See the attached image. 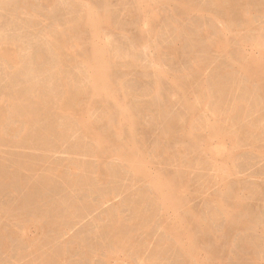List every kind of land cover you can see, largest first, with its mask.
<instances>
[{
  "label": "rangeland",
  "instance_id": "1",
  "mask_svg": "<svg viewBox=\"0 0 264 264\" xmlns=\"http://www.w3.org/2000/svg\"><path fill=\"white\" fill-rule=\"evenodd\" d=\"M133 1L8 0L6 3L4 0L0 2V4L3 3V6L0 5V49L4 48L15 52L19 60L12 64L8 63L9 61L6 59L0 58V106L3 104L2 107H4L3 112L0 109V117L3 116V122L0 125V130L3 126L1 130L3 133L0 131V139H2L0 140V264H59V262L60 264H203V262L204 264H264V89L259 87L260 85L252 80L244 69V65L247 66L246 61L250 63L264 60V55L261 56L264 53V37H262L264 35V0H217L218 3L221 2V4L219 3L221 6L215 2L216 0H185L191 9L189 13L184 11V7L181 6V1L185 3L184 0H172V2L163 0L164 3L162 0H156L157 2L155 0L146 2L145 0L146 4L149 2L152 3V6L150 7L148 3L147 7L149 6V8L146 6L145 8L143 2L142 7L139 5L140 11L136 4L138 0H135V3ZM256 2L259 3L256 4ZM7 6L11 7L10 10ZM193 8L199 11H195ZM80 11L82 12L80 13ZM87 11L114 12L108 13L111 16L109 26L102 25L101 37L98 41L101 45H106L109 52L111 51L110 56L113 57L111 58L112 79L119 86V88L117 86V92L120 94L121 100L127 97V100H124L125 103L129 105H127L128 108L132 106L133 109L129 108L133 110L132 113L135 111L133 116L139 124L135 125V132L138 135V142L141 141L142 144L139 143L148 166L146 169L148 178L142 177L141 179L133 167L118 156L114 145L117 139L110 130V126L116 122V116H110V114H114L111 112L114 110L111 100H107V102L110 103L109 106L113 107H109L105 102L102 105L101 101V104L97 102L100 105L95 103V107L92 106V110L90 109L89 112L91 119L88 117L89 121L92 120V123L95 124L96 131L105 135L107 144H110V147L107 145L104 150L100 149L103 152L99 150L97 142L85 134L77 113L67 117L60 111L62 107L60 104L64 102L69 103L70 106L74 105L73 108L77 111L80 104H86L90 99L89 87L92 82L90 76L92 72L88 66V60L79 56L86 50L85 48L90 47L92 42V38L90 35L88 36L89 33L82 26V18ZM152 17L153 19L156 17L154 21ZM80 27L82 29L79 30ZM81 31L86 33L84 32L82 35ZM70 32L71 34L68 35ZM85 34L86 36H84ZM57 39L65 40L68 42V46L72 44L73 47L75 46L73 43L77 40L80 46L83 45L84 51L79 45L73 49L71 46H67L66 54L60 56L55 50ZM4 41L6 42L4 43ZM81 41L83 42L80 44ZM220 45L224 48L221 51L217 49ZM227 50L228 53H224ZM260 58L262 59L260 60ZM244 61L245 64H242ZM9 64L13 66H9ZM241 65L243 68L240 67ZM3 67L4 69H2ZM49 67L51 68L49 69ZM158 72L166 75L165 80L162 81L158 78L156 75ZM187 78L192 79L193 85ZM180 79L183 80L181 83ZM85 82L87 83L85 84ZM158 82L163 88H158ZM177 82L183 86L182 90L176 89ZM165 86L167 87L164 88ZM174 86L176 90H174ZM77 87L79 88L76 89ZM77 90H81V92L78 93ZM158 90L163 92L159 93ZM66 92H68L67 95ZM162 93L166 96L164 97ZM219 93L222 94V97ZM86 94L89 96L87 97ZM80 96L81 98L78 99ZM119 96L117 94V97ZM36 99L38 103L42 102L40 100H44L38 104ZM219 100V103L222 104H219L221 107L218 108L216 106ZM186 103L188 104L186 105ZM215 104L217 105L215 106ZM169 105L170 109L173 107L171 110L166 109L169 108ZM188 105L190 111H187L189 107L185 109ZM136 106L137 109H135ZM22 107L24 108L22 109ZM231 107L234 109L233 113H230ZM37 108H40V111ZM146 108L150 111L148 112ZM222 108H225L224 111ZM30 110H34V112H29ZM102 110L104 111L102 112ZM179 111L181 115H179ZM183 111L187 113L184 114ZM236 112H240V114ZM20 113L22 114L20 115ZM29 113L32 115L26 116ZM234 113L235 115H233ZM183 115L184 117H182ZM101 118L104 123L100 121ZM107 118L110 122L107 121ZM97 121H100L99 124ZM70 123L71 125H69ZM217 124L221 127L220 135H225L224 137L217 138L210 133L214 127H217ZM97 125L98 127H96ZM61 127H64L65 130H62ZM16 130H18L17 133ZM125 132L120 139L123 142L127 138V131ZM226 132L227 134H223ZM168 134L171 139L169 136L166 138ZM192 135L193 137L197 135L200 138L192 139L190 138ZM3 138L7 139L3 140ZM110 139L112 140L109 141ZM204 143H207V146ZM105 150L109 152L106 153ZM216 150L223 154L217 153ZM198 151L204 152L198 154ZM194 156L195 158H193ZM224 164L225 166H223ZM161 170L163 171L160 172ZM158 172L172 178L177 184H181L182 194L185 195L181 194L182 189L179 194L185 200L187 199L191 210L198 213L195 215L209 231L207 238L206 234L203 236L202 232H198L200 229L198 230L193 224H191L193 227L187 225L188 228L184 225L183 228L177 229L182 231L191 228L195 237H198L197 245L200 251L198 250L199 257H197L198 261L201 260L200 262L192 259L196 262L194 263L190 259L191 257L187 258L186 255V257L183 255L179 248L180 242L173 237L165 225L173 223L177 214L172 207L162 209L154 196L155 177ZM44 173L49 175L48 178ZM172 173H176L177 178L171 175ZM214 191L215 193H213ZM218 192L220 193L218 194ZM154 200L155 203H153ZM65 203L66 208H63ZM236 213L237 215H235ZM219 214L220 216H218ZM241 214L244 216L242 219ZM57 215L61 217L59 218ZM230 215L233 220L230 219ZM147 219H149L148 223L145 222ZM231 221H235L233 225ZM242 224L243 226H240ZM194 227L196 228L194 229ZM120 232L122 234H118ZM166 232L169 233L165 234ZM180 241L185 243L187 240L185 238ZM133 246L135 250H133ZM209 255H212L211 259Z\"/></svg>",
  "mask_w": 264,
  "mask_h": 264
},
{
  "label": "bare ground",
  "instance_id": "2",
  "mask_svg": "<svg viewBox=\"0 0 264 264\" xmlns=\"http://www.w3.org/2000/svg\"><path fill=\"white\" fill-rule=\"evenodd\" d=\"M1 1H4V0H0V2ZM7 1L8 0H6V3H7ZM45 1H47L48 2V0H45ZM145 0H138V2L136 3L137 5H138V7H139V5H141V4H143V2H144ZM154 1V0H153ZM163 1V0H162ZM165 1V0H164ZM164 1H163V3H164ZM169 1H171L172 2V0H169ZM181 1V0H180ZM191 1H193V0H191ZM237 1V0H236ZM18 2V1H17ZM43 2V1H42ZM47 2H45V3H47ZM54 2V1H53ZM134 3H135V0L133 1ZM146 2H147V0H146ZM150 2H152V0L150 1ZM155 2H157L156 0H155ZM165 2H168L167 0L165 1ZM184 2L185 3H182V1H181V6L182 7H184V11H186V12H188L189 13V10H191L190 9V7L189 6H187V4H186V1L184 0ZM215 2H217V0L215 1ZM223 2V1H222ZM248 2V1H247ZM263 2V1H262ZM261 2V3H262ZM5 3V4H6ZM26 3H27V1H26ZM133 3V4H134ZM149 3V2H148ZM148 3L146 4L145 2H144V7L146 6L147 7V5H148ZM160 3V2H159ZM176 3H177V1H176ZM188 3V2H187ZM218 3V2H217ZM216 3V4H217ZM220 4H221V2H219ZM218 3V5H220ZM237 3V2H236ZM259 3V2H258ZM257 2H256V4H258ZM3 4V3H2ZM2 4H0V5H2ZM10 4V3H9ZM9 4H8V6H9ZM43 4V3H42ZM132 4V5H133ZM152 3H149V6L151 7L152 5H151ZM157 4V3H156ZM162 4V3H161ZM169 4V3H168ZM168 4H166V5H168ZM197 4V3H196ZM212 4V3H211ZM226 4V3H225ZM225 4H223V6H225ZM231 4V3H230ZM241 4V3H240ZM244 4V3H243ZM252 4V3H251ZM28 5V4H27ZM47 6H48V4H46ZM80 5V4H79ZM103 5V4H102ZM101 5V6H102ZM163 5H165V4H163ZM174 5V4H173ZM202 5V4H201ZM235 5H237V4H235ZM3 6V5H2ZM7 6V7H8ZM21 6V5H20ZM34 6V5H33ZM82 6V5H81ZM105 6V5H104ZM106 6H108V5H106ZM136 6V5H135ZM149 6L147 7V8H149ZM190 6H191V4H190ZM212 6V5H211ZM221 6V5H220ZM229 6V5H228ZM239 6V5H238ZM247 6V5H246ZM85 7V6H84ZM83 7V8H84ZM134 7V6H133ZM132 7V10H134V8ZM141 7H142V5H141ZM141 7H139V11H140V8ZM145 7V8H146ZM177 7V6H176ZM179 7V6H178ZM192 7H194V6H192ZM11 8V7H10ZM10 8L8 7V9L10 10ZM76 8V7H75ZM81 8V7H80ZM107 8H109V7H107ZM135 8H137V7H135ZM180 8V7H179ZM195 8V7H194ZM193 8V9H194ZM225 8V7H224ZM228 8V7H227ZM235 8H236V6H235ZM261 8V7H260ZM7 9V8H6ZM32 9V8H31ZM110 9V8H109ZM200 9V8H199ZM211 9V8H210ZM247 9V8H246ZM262 9V8H261ZM3 10V9H2ZM131 10V11H132ZM180 10V9H179ZM195 10V9H194ZM214 10H215V8H214ZM4 11V10H3ZM7 11V10H6ZM34 11V10H33ZM102 11V10H101ZM105 11H106V9H105ZM146 11V10H145ZM181 11H183V10H181ZM193 11V10H192ZM195 11H199V10H195ZM255 11H257V10H255ZM82 11H80V13H81ZM85 12V11H84ZM110 12H112V11H110ZM110 12H108V13H110ZM79 13V14H80ZM107 12H102V13H98V12H94V11H87L86 13H85V16L82 18V26H83V28L85 29V31L87 30V32L89 33L88 34V36L90 35V37L92 38V42H91V44H90V47L88 46V48H85L86 50L84 51L83 50V48H82V46H80L79 45V43H77V40L73 43L76 47L79 45V47H81L82 48V50L84 51V52H78V53H80L81 55H79V56H81V57H84V58H86V60H88V66H89V68H90V70H91V72H92V75H90L91 77H92V82H90L91 84H90V89H89V94H90V99H89V102L88 103H86V104H80L79 106H78V108L79 109H77V111H76V109H74L73 108V106L71 105H69V103L67 104V102H64V103H62V104H60L62 107H61V113H63V115L64 114H66V116L68 117V115L70 116V115H73V114H78L79 116H80V123L82 122V124H83V127L81 126V124H80V126H81V128H83L84 129V132H85V134L87 135V136H90L93 140H95L96 142H97V145H99V150L100 149H102L103 148V150L105 149V147L107 146V147H110L109 145L110 144H107V138H105V135L103 136L102 134H100L98 131H96V128H95V124H93L92 123V120H90L89 121V118H90V116H89V112H90V109H91V107L92 106H94V104L95 103H97V102H102V105H103V103L105 102L106 104H108V106H109V104L110 103H108L107 102V100H111L110 102L112 103V104H114V110H112L111 112H114V114L112 113V114H110V116H112V115H115L116 116V122L115 123H113V125L112 126H110V130H112V132H113V135L116 137V139H117V141L115 142V148L117 149V152H118V156L120 157V158H123L124 159V161L126 160V162H128L129 163V165L131 166V167H133V169L135 170V172H137L138 173V175L141 177V179H142V177H145V178H148L149 176H148V174H146V169H147V163H146V161H145V159H144V155H143V152H142V150H141V147H140V145H142L140 142H138V138H137V132H135L136 131V124H138L137 123V120H136V118H135V116H133L134 114H135V111H134V113H132L131 111H133V110H130L129 108H132V106L131 107H129L128 108V104H126L125 103V101L124 100H127V97H124V100H121V98H120V94L117 92V89L119 88V86L118 85H116V83H115V80L113 81V79H112V73H111V70H112V65H111V58H113V57H111L110 56V52L108 51V48L106 47V45H101L100 43H99V41L98 40H100V37H101V30H102V25L103 26H109V22H110V19H111V16H109V14H108ZM112 13H114V12H112ZM118 13V12H117ZM138 13V12H137ZM143 13V12H142ZM184 13V12H183ZM182 13V14H183ZM187 13V14H188ZM225 13V12H224ZM231 13V12H230ZM38 14V13H37ZM111 14V13H110ZM141 14V13H140ZM185 14V13H184ZM184 14H183V16H184ZM186 14V15H187ZM219 14V13H218ZM220 14H222V13H220ZM228 14H229V12H228ZM232 14V13H231ZM235 14V13H234ZM247 14V13H246ZM152 15H154V14H152ZM83 16V15H82ZM226 16H228L227 14H226ZM67 17V16H66ZM76 17V16H75ZM115 17V16H114ZM154 17V16H153ZM153 17H152V19H153ZM176 17V16H175ZM222 17V16H221ZM230 17V16H229ZM228 17V18H229ZM156 18V17H155ZM154 18V19H155ZM225 18V17H224ZM227 18V20H229ZM77 19V18H76ZM154 19H153V21H154ZM238 19V18H237ZM79 20V19H78ZM77 21V20H76ZM176 21V20H175ZM235 21V20H234ZM67 22V21H66ZM78 22V21H77ZM177 22V21H176ZM232 22H233V20H232ZM236 23V22H235ZM111 24V23H110ZM176 24V23H175ZM180 24V23H179ZM80 26V25H79ZM112 26V25H111ZM11 27H13V26H11ZM71 27V26H70ZM69 27V28H70ZM56 28H57V26H56ZM71 28H73V27H71ZM77 28V27H76ZM123 28V27H122ZM12 29V28H11ZM35 29V28H34ZM74 29V28H73ZM80 29H82L81 27L79 28V30ZM178 29V28H177ZM191 29V28H190ZM69 30V29H68ZM72 30V29H71ZM123 30V29H122ZM182 30V29H181ZM54 31V30H53ZM56 31V30H55ZM63 31V30H62ZM61 31V32H62ZM85 31H83V33L85 32ZM67 32V31H66ZM74 32V31H73ZM73 32H72V36H73ZM181 32V31H180ZM183 32V31H182ZM210 32V31H209ZM60 33V32H59ZM64 33V32H63ZM81 33H82V31H81ZM83 33H82V35H83ZM86 33V32H85ZM65 34V33H64ZM71 34V32L68 34V35H70ZM189 34V33H188ZM209 34V33H208ZM58 35V34H57ZM76 35H77V33H76ZM80 35V34H79ZM140 35H142L143 36V34H141L140 33ZM202 35V34H201ZM204 35V34H203ZM202 35V36H203ZM60 36V35H59ZM65 36V35H64ZM84 36H86V34L84 35ZM87 36V37H88ZM188 36V35H187ZM207 36V35H206ZM223 36V35H222ZM60 37H62V36H60ZM79 37H81V36H79ZM83 37V36H82ZM180 37V36H179ZM205 37V36H204ZM262 37H264V35L262 36ZM8 38H10V37H8ZM55 38V37H54ZM59 38V37H58ZM74 38V37H73ZM84 38V37H83ZM148 38V37H147ZM60 39V38H59ZM74 39H76V38H74ZM73 39V40H74ZM78 39V38H77ZM86 39V38H85ZM1 40V39H0ZM61 40V39H60ZM80 40V39H79ZM84 40V39H83ZM137 40V39H136ZM225 40V39H224ZM243 40V39H242ZM263 40V39H262ZM51 41V40H50ZM72 41V40H71ZM71 41H70V44H71ZM6 41H4V43H5ZM55 42H57L56 44H55V46L57 45V48L55 49L57 52L56 53H58L60 56H63V54H66V47L68 46V42L67 41H65V40H62V41H59L58 39H57V41H55ZM83 41H81L80 42V44L82 43ZM89 42V41H88ZM138 42V41H137ZM211 42V41H210ZM242 42V41H241ZM263 42V41H262ZM2 43H3V41H2ZM8 43V42H7ZM115 43V42H114ZM216 43V42H215ZM223 43V42H222ZM225 43V42H224ZM223 43V44H224ZM219 44H221V43H219ZM225 44H227V43H225ZM260 44H262V43H260ZM1 45V44H0ZM50 45H51V42H50ZM50 45H47V46H50ZM72 45V44H71ZM71 45H69V46H71ZM108 45V44H107ZM194 45V44H193ZM213 45V44H212ZM211 45V46H212ZM215 45V44H214ZM68 46V47H69ZM75 46L73 47V46H71L72 47V49L73 48H75ZM85 46H87L86 44H85ZM135 46V45H134ZM211 46H209L210 48H212ZM219 46V45H218ZM225 47H227V46H225ZM50 48V47H49ZM81 48H80V50H81ZM206 48V47H205ZM263 48H264V43H263ZM43 49V48H42ZM48 49V48H47ZM46 49V50H47ZM172 49V48H171ZM207 49V48H206ZM217 49L218 50H222V49H224L223 47H221V45H220V47H217ZM77 50V49H76ZM76 50H74V51H76ZM110 50V49H109ZM114 50H117V49H114ZM113 50V51H114ZM52 52H53V50H51ZM74 51H72V52H74ZM170 51V50H169ZM208 51H210V50H208ZM115 52V51H114ZM175 52V51H174ZM228 53V50L227 51H224V53ZM49 53V52H48ZM48 53H47V55H48ZM56 53H54L55 55H56ZM116 53V52H115ZM74 54V53H73ZM207 54V53H206ZM263 55H264V53L261 55L262 57H263ZM65 56V55H64ZM71 56H73V55H71ZM115 56V55H114ZM39 58H40V56H38ZM49 57V56H48ZM52 57V56H51ZM0 58L1 59H6L7 61H9L8 63H16L17 61H19L18 60V57H17V54L14 52H10L8 49H4L3 48V50H1L0 49ZM21 58H23V57H21ZM65 58V57H64ZM68 58H70V57H68ZM41 59V58H40ZM47 59H49V58H47ZM200 59V58H199ZM245 59V58H244ZM262 58H260V60H261ZM56 60V59H55ZM64 60V59H63ZM69 60V59H68ZM76 60V59H75ZM208 60V59H207ZM254 60V59H253ZM21 61V60H20ZM31 61H32V59H31ZM44 61V60H43ZM48 61V60H47ZM59 61V60H58ZM62 61V60H61ZM205 61V60H204ZM246 61V60H245ZM245 61L242 63V64H245ZM1 62V61H0ZM46 62V61H45ZM52 62H54V61H52ZM57 62V61H56ZM79 62H80V60H79ZM200 62V61H199ZM247 62V66L246 65H244V69L246 70V72H247V74L249 75V77L252 79V80H254L255 82H257L260 86L259 87H262L263 89H264V60H261V61H254V62H248V61H246ZM7 63V62H6ZM37 63H38V61H37ZM41 63V62H40ZM55 63V62H54ZM64 63V62H63ZM81 63V62H80ZM201 63V62H200ZM199 63V64H200ZM216 63V62H215ZM12 64H9V66H11ZM26 64V63H25ZM24 64V65H25ZM33 64V63H32ZM46 64H47V62H46ZM64 64H66V63H64ZM4 65H5V63H4ZM81 65V64H80ZM87 65V64H86ZM202 65H204V64H202ZM8 66V65H7ZM13 66V65H12ZM48 66H49V64H48ZM82 66V65H81ZM84 66V65H83ZM197 66V65H196ZM200 66H201V64H200ZM213 66V65H212ZM243 65H241L240 67L241 68H243L242 67ZM2 67V66H1ZM57 67V66H56ZM115 67V66H114ZM202 67V66H201ZM26 68V67H25ZM28 68V67H27ZM30 68V67H29ZM51 67H49V69H50ZM84 68V67H83ZM204 68V67H203ZM1 69V68H0ZM2 69H4V67L2 68ZM37 69V68H36ZM62 69H64V68H62ZM80 69H81V67H80ZM119 69V68H118ZM118 69H117V71H118ZM201 69V68H200ZM206 69V68H205ZM209 69V68H208ZM32 70V69H31ZM38 70V69H37ZM202 70V69H201ZM200 70V71H201ZM204 70V69H203ZM207 70V69H206ZM29 71V70H28ZM49 71V70H48ZM197 72H199L198 70H196ZM3 72V71H2ZM33 72V71H32ZM82 72V71H81ZM29 73V72H28ZM68 73V72H67ZM84 73V72H83ZM146 73H148L147 71H146ZM202 73H205V71L203 72L202 71ZM223 73H226V72H223ZM25 74H27V73H25ZM31 74V73H30ZM198 75H199V73H197ZM207 74H208V72H207ZM211 74V73H210ZM216 74V73H215ZM243 74V73H242ZM82 75V74H81ZM86 75H87V71H86V74H85V78H86ZM157 76H158V78L161 80L162 79V81H163V79L166 77V75L165 74H163V73H159L158 72V74H156ZM180 75H182V74H180ZM196 74L194 73V76H195ZM28 76V75H27ZM60 76H62V75H60ZM31 77V76H30ZM67 77V76H66ZM179 77H182V76H179ZM185 77V76H184ZM187 77V76H186ZM190 77V76H189ZM203 77V75L201 76V78ZM168 78V77H167ZM87 79H88V77H87ZM86 79V80H87ZM157 79V78H156ZM187 79H190V78H187ZM187 79H186V81H187ZM194 79V78H193ZM200 79V78H199ZM221 79V78H220ZM227 79V78H226ZM250 79V80H251ZM85 80V79H84ZM91 80V79H90ZM158 80V79H157ZM165 80V79H164ZM191 80V83H192V79H190ZM190 80H188V81H190ZM248 80H249V78H248ZM89 81V80H88ZM119 81V80H118ZM181 81H183L182 79H180V83H181ZM213 81V80H212ZM160 82V81H159ZM158 82V83H159ZM11 83V82H10ZM14 83V82H13ZM60 83V82H59ZM87 82H85V84H86ZM161 83V82H160ZM160 83H159V85H158V88L159 89H161V88H163V86L161 87V85H160ZM165 83V82H164ZM210 83H211V81H210ZM32 84V83H31ZM39 84V83H38ZM64 84V83H63ZM220 84V83H219ZM230 84V83H229ZM0 85H1V83H0ZM65 85V84H64ZM123 85V84H122ZM164 85H166V84H164ZM192 85H193V83H192ZM195 85V84H194ZM207 85V84H206ZM215 85V84H214ZM8 86V85H7ZM38 86V85H37ZM41 86V85H40ZM69 86H71V84H69ZM74 86H76V85H74ZM117 86H118V88H117ZM186 86H187V84H186ZM197 86V85H196ZM216 86V85H215ZM224 86V85H223ZM65 87V86H64ZM84 87V86H83ZM156 87V86H155ZM167 86H165L164 88H166ZM177 87V88H176ZM176 87L174 86V90H176V89H179V90H182V85L181 84H178V82L176 83ZM191 87V86H190ZM257 87H258V85H257ZM2 88V87H1ZM32 88V87H31ZM37 89H38V87H36ZM35 88V89H36ZM51 88V87H50ZM69 88V87H68ZM71 88V87H70ZM75 88V87H74ZM73 88V89H74ZM79 87H77L76 89H78ZM82 88V87H81ZM169 88V87H168ZM176 88V89H175ZM196 88V87H195ZM198 88V87H197ZM236 88V87H235ZM248 88V87H247ZM3 89H6V88H3ZM45 89H47V88H45ZM66 89H67V87H66ZM66 89H64V90H66ZM154 89V88H153ZM188 88H186V90H187ZM191 89H193V88H191ZM217 89V88H216ZM215 89V90H216ZM225 89V88H224ZM250 89V88H249ZM68 90V89H67ZM75 90V89H74ZM189 90V89H188ZM233 90V89H232ZM83 91V90H82ZM130 91H132V90H130ZM159 91V93L160 92H163L162 90H158ZM165 91V90H164ZM30 92V91H29ZM55 92V91H54ZM70 93H71V91H69ZM76 92V91H75ZM77 92L79 93V92H81V90L80 91H78L77 90ZM88 92V91H87ZM177 92H178V90H177ZM181 92H184V91H181ZM188 92V91H187ZM210 92V91H209ZM219 92V91H218ZM222 92H223V90H222ZM221 92V93H222ZM227 92V91H226ZM225 92V93H226ZM2 93V92H1ZM27 93V92H26ZM52 93V92H51ZM67 93L68 92H66V95H67ZM124 93V92H123ZM156 93H157V91H156ZM191 93V92H190ZM194 93V92H193ZM192 93V94H193ZM221 93H219L220 95H221V97H222V94ZM225 93H223L224 95H226ZM9 94V93H8ZM74 94V93H73ZM82 94V93H81ZM89 94L87 95V97L89 96ZM117 94H118V96L119 97H117ZM163 94V93H162ZM177 94V93H176ZM178 94H180V93H178ZM177 94V95H178ZM189 94V93H188ZM219 94H217L218 96H219ZM7 95V94H6ZM52 95V94H51ZM68 95H70V94H68ZM134 95H136V94H134ZM158 95V94H157ZM157 95H156V97H157ZM183 95V94H182ZM191 95V94H190ZM213 95V94H212ZM8 96V95H7ZM44 96V95H43ZM53 96V95H52ZM128 96H129V94H128ZM163 96H164V94H163ZM166 96V95H165ZM164 96V97H165ZM187 96V95H186ZM254 96V95H253ZM74 97H75V95H74ZM77 97V96H76ZM84 97H85V95H84ZM181 97V96H180ZM214 97H215V95H214ZM9 98H11V96H9ZM16 98V97H15ZM18 98V97H17ZM25 98H27L26 96H25ZM38 98V97H37ZM81 98V96L78 98V99H80ZM129 98H131L130 96H129ZM133 98V97H132ZM168 98V97H167ZM179 98V97H178ZM202 98V97H201ZM236 98V97H235ZM19 99V98H18ZM21 99H23L22 97H21ZM39 99V98H38ZM46 99V98H45ZM62 99H63V97H62ZM66 99V98H65ZM158 99V98H157ZM181 99H182V97H181ZM210 99H211V97H210ZM220 99V98H219ZM224 99V98H223ZM12 100V99H11ZM29 100H31L32 101V99H30L29 98ZM43 100L44 99H42V100H40V101H42L43 102ZM82 100V99H81ZM128 100H130V99H128ZM132 100V99H131ZM136 100V99H135ZM159 100H160V98H159ZM168 100V99H167ZM24 101V100H23ZM26 101V100H25ZM34 101V100H33ZM39 101V100H38ZM47 101V100H46ZM64 101V100H63ZM137 101V100H136ZM135 101V102H136ZM163 101V100H162ZM183 101V100H182ZM241 101H242V99H241ZM20 102V101H19ZM21 102H22V100H21ZM36 102H37V99H36ZM41 102V103H42ZM62 102V101H61ZM101 102H100V104H101ZM169 102H171V101H169ZM220 102V100L218 101V105L217 104H215V106L216 107H221V105H219V104H222V103H219ZM10 103V102H9ZM13 103H15V102H13ZM34 103H35V101H34ZM38 103V102H37ZM41 103H38V104H41ZM173 103V102H172ZM215 103V102H214ZM243 103V102H242ZM28 104V103H27ZM38 104H36V106H38ZM44 104V103H43ZM51 104V103H50ZM49 104V105H50ZM72 104V103H71ZM97 104H99V103H97ZM99 104V105H100ZM106 104H105V106H106ZM134 104V103H133ZM155 104V103H154ZM169 104V103H168ZM173 104H176V103H173ZM188 103H186V105H187ZM241 104V103H240ZM2 106H3V104H1ZM21 106L23 105V104H20ZM128 105V106H127ZM138 105V104H137ZM159 105H160V103H159ZM170 105H172V104H170ZM169 105V108H166L167 110H169L170 109V106ZM2 106H0V109L2 110L4 107H2ZM14 106V105H13ZM29 106V105H28ZM32 106V105H31ZM35 106V107H36ZM39 106H41V105H39ZM140 106V105H139ZM155 106V105H154ZM174 106V105H173ZM176 106V105H175ZM180 106H182V105H180ZM223 106V105H222ZM235 106V105H234ZM248 106V105H247ZM6 107H8V106H6ZM16 106H14V108H15ZM26 107V106H25ZM43 107V106H42ZM41 107V108H42ZM53 107V106H52ZM57 107V106H56ZM55 107V108H56ZM60 107V106H59ZM95 107V106H94ZM99 107V106H98ZM103 107V106H102ZM101 107V109H103ZM109 107H113L112 105H110ZM145 107V106H144ZM152 107H153V105H152ZM160 107H162V106H160ZM178 107V106H177ZM187 107H189V105L188 106H186L185 107V109H187ZM193 107L195 108V106L193 105ZM214 107V106H213ZM212 107V109H214ZM225 107V106H224ZM236 107V106H235ZM246 107V106H245ZM20 108V107H19ZM24 107H22V109H23ZM32 108H34V107H32ZM54 108V109H55ZM100 108V107H99ZM139 108V107H138ZM153 108H155V107H153ZM173 108V107H172ZM171 108V109H172ZM179 108V107H178ZM181 108V107H180ZM184 108V107H183ZM217 108V109H218ZM232 108V110L230 111V113L232 112L233 113V107H231ZM7 109V108H6ZM10 109H11V107H10ZM15 109H17L18 110V108L16 107ZM21 109V108H20ZM26 109V108H25ZM25 109H24V111H25ZM27 109H28V107H27ZM30 109H31V107H30ZM38 109V108H37ZM133 109V108H132ZM135 109H137V106L135 107ZM147 109V108H146ZM145 109V110H146ZM150 109V108H149ZM160 109V108H159ZM162 109V108H161ZM170 109V110H171ZM216 109V108H215ZM221 109V108H220ZM223 109H225V108H222V110ZM14 110V109H13ZM16 110V111H17ZM39 111H40V108L38 109ZM37 110V111H38ZM56 110V109H55ZM92 110V109H91ZM105 110H107V109H105ZM110 110V109H109ZM227 110V109H226ZM22 112H23V110H21ZM27 111V110H26ZM43 111H44V109H43ZM42 111V112H43ZM45 111H46V109H45ZM104 110H102V112H103ZM147 111H148V109H147ZM146 111V112H147ZM150 111V110H149ZM148 111V112H149ZM185 111V110H184ZM184 111H183V113H184ZM187 111H190V107H189V109L187 110ZM217 111V110H216ZM224 111V110H223ZM248 111V110H247ZM1 112H3V110L1 111ZM13 112V111H12ZM29 112H34V110L33 111H29ZM47 112H48V110H47ZM107 112V111H106ZM105 112V113H106ZM168 112H170V111H168ZM182 112V111H181ZM195 112H197V111H195ZM213 112V111H212ZM228 112V111H227ZM24 113V112H23ZM26 113V112H25ZM108 113V112H107ZM137 113V112H136ZM162 113H163V111H162ZM177 113V112H176ZM185 113H187V112H185ZM184 113V114H185ZM191 113V112H190ZM236 113H239L240 114V112H236ZM4 114H5V112H4ZM16 114V113H15ZM22 113H20V115H21ZM38 114H39V112H38ZM37 114V115H38ZM54 114V113H53ZM145 114V113H144ZM173 114V113H172ZM193 114H195L194 112H193ZM212 114H214V113H212ZM238 114V115H239ZM25 115V114H24ZM27 115H30V113L29 114H26V116ZM32 115V114H31ZM30 115V116H31ZM35 115V114H34ZM41 115H43V114H41ZM45 115V114H44ZM62 115V116H63ZM78 115H76V116H78ZM139 115H140V113H139ZM146 115V114H145ZM163 115H164V113H163ZM179 115H181L180 114V111H179ZM233 115H235V113L233 114ZM9 116V115H8ZM19 116V115H18ZM57 116V115H56ZM66 116H64L65 118H66ZM75 116V115H74ZM141 116V115H140ZM140 116H139V119H140ZM165 116V115H164ZM172 116V115H171ZM261 116V115H260ZM3 117V116H2ZM2 117H0V125L2 124ZM38 117V116H37ZM39 117H40V115H39ZM47 117V116H46ZM89 117V118H88ZM112 117H114V116H112ZM137 117V116H136ZM169 118H170V116H168ZM182 117H184V115L182 116ZM245 117V116H244ZM247 117V116H246ZM250 117V116H249ZM253 117V116H252ZM256 117H257V115H256ZM8 118V117H7ZM17 118V117H16ZM31 118V120L33 121V118L32 117H30ZM57 118V117H56ZM60 118V117H59ZM167 118V117H166ZM172 118H174V117H172ZM178 118V117H177ZM231 118V117H230ZM241 118V117H240ZM4 119V118H3ZM24 119V118H23ZM22 119V120H23ZM27 119H28V117H27ZM35 119V118H34ZM40 119V118H39ZM61 119V118H60ZM70 119V118H69ZM91 119V118H90ZM99 119V118H98ZM138 119V120H139ZM183 119V118H182ZM194 119V118H193ZM246 119V118H245ZM256 119V118H255ZM7 120V119H6ZM9 120V119H8ZM12 120V119H11ZM17 120V119H16ZM37 120H38V118H37ZM71 120V119H70ZM170 120V119H169ZM185 120V119H184ZM224 120V119H223ZM222 120V121H223ZM228 120V119H227ZM226 120V121H227ZM19 121H21V120H19ZM42 121V120H41ZM49 121V120H48ZM61 121V120H60ZM79 121V120H78ZM102 123H104L103 121H102V118H101V120H100ZM100 121H97L98 122V124H99V122ZM104 121H106V120H104ZM107 121H108V118H107ZM140 121V120H139ZM157 121V120H156ZM175 121V120H174ZM203 121H204V119H203ZM221 121V120H220ZM231 121V120H230ZM22 122V121H21ZM28 122H29V120H28ZM31 122V121H30ZM34 122V121H33ZM63 122V121H62ZM64 122H65V120H64ZM71 122V121H70ZM95 122V121H94ZM108 122H110V121H108ZM154 122V121H153ZM166 122V121H165ZM170 122V121H169ZM180 122H182V121H180ZM201 122V121H200ZM208 122V121H207ZM207 122H205V123H207ZM6 123V122H5ZM23 123V122H22ZM52 123V122H51ZM61 123V122H60ZM59 123V124H60ZM74 123V122H73ZM158 123H159V121H158ZM173 123V122H172ZM204 123V122H203ZM209 123V122H208ZM207 123V124H208ZM220 123V122H219ZM254 123V122H253ZM10 124V123H9ZM38 124V123H37ZM42 124V123H41ZM67 124V123H66ZM76 124V123H75ZM150 124V123H149ZM170 124V123H169ZM215 124V123H214ZM228 124V123H227ZM39 125H40V123H39ZM51 125V124H50ZM52 125H54V124H52ZM69 125H71V123L69 124ZM103 125V124H102ZM106 125V124H105ZM139 125V124H138ZM137 125V126H138ZM186 125V124H185ZM199 125V124H198ZM201 125V124H200ZM210 125V124H209ZM233 125V124H232ZM237 125V124H236ZM251 125V124H250ZM76 126V125H75ZM108 126V125H107ZM164 126V125H163ZM162 126V127H163ZM205 126V125H204ZM211 126V125H210ZM210 126H208V127H210ZM216 126V125H215ZM234 126H235V124H234ZM253 126V125H252ZM254 126H255V124H254ZM3 127V126H2ZM2 127H1V130H2ZM9 127V126H8ZM37 127V126H36ZM44 127V126H43ZM74 127V126H73ZM72 127V128H73ZM96 127H98V125L96 126ZM106 127V126H105ZM167 127H168V125H167ZM172 127H174V126H172ZM179 127V126H178ZM201 127V126H200ZM22 128V127H21ZM31 128V127H30ZM38 128H40V127H38ZM62 128V127H61ZM80 128V129H81ZM104 128V127H103ZM127 128V129H126ZM165 128V127H164ZM193 128H195V127H193ZM221 127H220V125L218 126V124H217V127L215 128H213L214 130L213 131H211L210 133L214 136V137H217V138H220V137H224V136H221L220 135V133H221V129H220ZM11 129V128H10ZM28 129V128H27ZM35 129V128H34ZM60 129V128H59ZM64 129V127L62 128V130ZM71 129V128H70ZM74 129V128H73ZM72 129V130H73ZM82 129V130H83ZM106 129V128H105ZM126 129V130H125ZM181 129V128H180ZM185 129V128H184ZM223 129V128H222ZM253 129V128H252ZM256 129V128H255ZM257 129H258V127H257ZM0 130V131H1ZM4 130V129H3ZM12 130H13V127H12ZM33 130V129H32ZM31 130V131H32ZM65 130V129H64ZM75 130H77V129H75ZM81 130V131H82ZM98 130V129H97ZM102 130H104V129H102ZM138 130V129H137ZM166 130V129H165ZM186 130V129H185ZM199 130V129H198ZM197 130V131H198ZM14 131V130H13ZM17 131L18 130H16V133H17ZM21 131V130H20ZM28 131V130H27ZM26 131V132H27ZM41 131V130H40ZM125 131H127V138H126V140L123 142V141H121L120 139L123 137V135H124V133H126ZM161 131H163V130H161ZM230 131V130H229ZM229 131H228V133H229ZM57 132V131H56ZM71 132V131H70ZM106 132V131H105ZM173 132H175V131H173ZM196 132V131H195ZM223 132H224V130H223ZM1 133H3V131H1ZM4 133H5V130H4ZM6 133H8V132H6ZM12 133V132H11ZM25 133V132H24ZM29 133V132H28ZM37 133V132H36ZM38 133H40V132H38ZM59 133H60V131H59ZM66 133H68V132H66ZM143 133V132H142ZM163 133V132H162ZM194 133V132H193ZM192 133V134H193ZM251 133H253V132H251ZM251 133H250V135H251ZM256 133V132H255ZM258 133V132H257ZM256 133V134H257ZM22 134V133H21ZM33 134V133H32ZM64 134V133H63ZM62 134V135H63ZM107 134V133H106ZM148 134V133H147ZM161 134V133H160ZM177 134V133H176ZM185 134V133H184ZM191 134V133H190ZM189 134V135H190ZM198 134V133H197ZM223 134H227V132L226 133H223ZM231 134H233V133H231ZM9 135V134H8ZM7 135V136H8ZM18 135H20V134H18ZM25 135V134H24ZM28 135V134H27ZM70 135V134H69ZM111 135V134H110ZM125 135V136H126ZM142 135V134H141ZM162 135V134H161ZM199 135V134H198ZM17 136V135H16ZM23 136V135H22ZM36 136H38V135H36ZM61 136V135H60ZM107 136V135H106ZM150 136V135H149ZM154 136V135H153ZM164 136V135H163ZM166 136V135H165ZM168 136H169V134L166 136V138H168ZM228 136V135H227ZM231 136V135H230ZM248 136V135H247ZM251 136H253V135H251ZM255 136V135H254ZM260 136H261V134H260ZM11 137V136H10ZM62 137V136H61ZM108 137V136H107ZM142 137V136H141ZM161 137V136H160ZM174 137V136H173ZM175 137H176V135H175ZM177 137H178V135H177ZM196 137H197V135H196ZM196 137L194 136L193 137V135H192V137H190V138H192V139H194L195 138V140H196ZM199 137V136H198ZM198 137H197V139H198ZM257 137V136H256ZM87 138V137H86ZM169 138H170V136H169ZM189 138V137H188ZM200 138V137H199ZM4 139H7V138H3V140ZM157 139V138H156ZM171 139V138H170ZM175 139V138H174ZM180 139H181V137H180ZM183 139H184V137H183ZM183 139H182V141H183ZM237 139H240V138H237ZM0 140H2V139H0ZM22 140V139H21ZM112 139H110L109 141H111ZM141 140V139H140ZM177 140V139H176ZM186 140V139H185ZM188 140V139H187ZM12 141V140H11ZM115 141V140H114ZM178 141V140H177ZM181 141V140H180ZM194 141V140H193ZM3 142V141H2ZM8 142V141H7ZM42 142V141H41ZM194 142H196V141H194ZM198 142V141H197ZM196 142V143H197ZM239 142H240V140H239ZM12 143V142H11ZM26 143V142H25ZM139 143H140V145H139ZM149 143V142H148ZM165 143V142H164ZM189 143H191V142H189ZM236 143H237V140H236ZM27 144V143H26ZM111 144H112V142H111ZM157 144V143H156ZM155 144V146H157ZM167 144H169V143H167ZM205 144V143H204ZM23 145V144H22ZM171 145V144H170ZM199 145V144H198ZM206 146H207V143L205 144ZM3 146V145H2ZM112 146V145H111ZM143 147H145L146 148V146H143ZM95 148V147H94ZM113 148V147H112ZM114 148V149H115ZM208 148V147H207ZM156 149H158V148H156ZM160 149V148H159ZM200 149V148H199ZM204 149V148H203ZM91 150V149H90ZM92 150H94V149H92ZM103 150H100V151H102L103 152ZM180 150V149H179ZM196 150H198V149H196ZM95 151H96V149H95ZM98 151V150H97ZM100 151H98L99 153H100ZM143 151H144V148H143ZM162 151H164L163 149H162ZM168 151V150H167ZM192 151V150H191ZM89 152H91V151H89ZM105 152L107 153V152H109V151H106L105 150ZM160 152V151H159ZM182 152V151H181ZM199 152V151H198ZM197 152V153H198ZM200 152H204V151H200ZM200 152L198 153V154H200ZM213 152H215V151H213ZM216 152L218 153L219 152V154H223L222 152L220 153V151L219 150H216ZM161 153V152H160ZM216 153V154H217ZM91 154H93V153H91ZM98 154V153H97ZM103 154V153H102ZM170 154V153H169ZM168 154V155H169ZM195 154H196V151H195ZM212 154V153H211ZM100 155V154H99ZM189 155V154H188ZM98 157H100V156H98ZM103 157V156H102ZM118 157V158H119ZM193 158H195V156L193 157ZM34 162V161H33ZM126 162H124V164H126ZM197 162V161H196ZM195 162V163H196ZM186 163V162H185ZM37 164V163H36ZM35 164V165H36ZM38 165V164H37ZM28 166V165H27ZM26 166V167H27ZM125 166H127V164L125 165ZM223 166H225V164L223 165ZM57 167V166H56ZM85 167V166H84ZM104 167V166H103ZM129 167V166H128ZM21 168V167H20ZM24 168V167H23ZM125 168V167H124ZM187 168V167H186ZM220 168V167H219ZM225 168V167H224ZM8 169V168H7ZM18 169H19V167H18ZM33 169V168H32ZM102 169V168H101ZM5 170H6V168H5ZM97 170V169H96ZM98 170H100V169H98ZM179 171H181V169H178ZM24 171V170H23ZM30 171V170H29ZM127 172H128V170H126ZM163 170H161L160 172H162ZM178 171V172H179ZM227 171V170H226ZM22 172V171H21ZM51 172V171H50ZM76 172H77V170H76ZM160 172H158V174L156 175V177H155V185H156V187H155V189H154V196H155V198H156V200H157V202L160 204V206H161V208L162 209H170V207H172V208H174L175 210H176V218L174 219L175 221H173V223H171V224H165V223H163V224H165L166 225V227H167V229H168V231L173 235V237L176 239V240H178L179 242H180V247L179 248H181V251H182V253H183V255L185 256H187V258H189V257H191L190 259L192 260V259H194V260H196V261H198V257H199V253L197 254V252H198V250H199V247H198V245H197V241L199 240L198 239V237H195L196 235H194L193 233H192V230H190V229H184V230H182L181 231V229L179 230L180 231V233H179V231L177 230V229H179V228H183L184 227V225L185 226H187V225H191V224H193V225H195L197 228H198V232H202V235L203 236H205V234H206V237H207V232H209L207 229H205L206 228V226L204 225L203 226V223L200 221V219H198L197 218V216L195 215V213L191 210V208L189 207V205L187 204V199L185 200L184 198H182V196H181V194H182V192H183V188H182V186H181V184H177V182L176 181H174L172 178H170V177H168V176H166L165 174H162V173H160ZM4 173V172H3ZM29 173V172H28ZM46 173V172H45ZM44 173V174H45ZM72 173H73V171H72ZM107 173V172H106ZM148 173H150V172H148ZM177 173V172H176ZM175 173V174H176ZM184 173V172H183ZM182 173V174H183ZM226 173V172H225ZM35 174V173H34ZM34 174H33V176H34ZM79 174V173H78ZM100 174H102V173H100ZM130 174V173H129ZM132 174V173H131ZM130 174V175H131ZM170 174V173H169ZM175 174H171V175H174L175 177L177 176V175H175ZM181 174V175H182ZM3 175V174H2ZM30 175H32L31 173H30ZM45 175H47V174H45ZM135 175V174H134ZM152 175V174H151ZM227 175V174H226ZM48 176L49 175H47V178H48ZM54 176H55V174H54ZM179 176V175H178ZM229 176V175H228ZM227 176V177H228ZM11 177V176H10ZM45 177V176H44ZM130 177V176H129ZM173 177V176H172ZM186 177V176H185ZM226 177V176H225ZM1 178H2V176H1ZM29 178V177H28ZM60 178V177H59ZM58 178V179H59ZM177 178V177H176ZM13 179V178H12ZM15 179V178H14ZM24 179V178H23ZM30 179H32V178H30ZM44 179V178H43ZM57 179V178H56ZM73 179V178H72ZM228 179H230L229 177H228ZM3 180H4V178H3ZM81 180V179H80ZM79 180V181H80ZM138 180H139V178H138ZM179 180H180V177H179ZM2 181V180H1ZM73 181H74V179H73ZM140 181H142V180H140ZM31 182V181H30ZM35 182V181H34ZM75 182V181H74ZM143 182V181H142ZM181 182H182V180H181ZM230 182H232V181H230ZM36 183V182H35ZM42 183V182H41ZM62 183V182H61ZM180 183V182H179ZM187 183V182H186ZM222 183H224V182H222ZM0 184H1V182H0ZM26 184V183H25ZM33 184V183H32ZM230 184V183H229ZM229 184H227V185H229ZM29 185V184H28ZM135 185V184H134ZM184 185V184H183ZM187 185V184H186ZM225 185V184H224ZM226 185V186H227ZM233 185V183L231 184V186ZM65 186H66V184H65ZM152 186V185H151ZM35 187V186H34ZM45 187V186H44ZM52 187V186H51ZM153 187V186H152ZM228 187H230V185L228 186ZM16 188V187H15ZM48 188V187H47ZM58 188V187H57ZM73 188H75V187H73ZM227 188V187H226ZM232 188V187H231ZM230 188V189H231ZM52 189V188H51ZM68 189V188H67ZM181 189H182V191H181ZM227 189H229V188H227ZM226 189V190H227ZM45 190V189H44ZM213 190H215V189H213ZM26 191V190H25ZM181 191V194H179V192ZM184 191H185V189H184ZM216 191V190H215ZM215 191L213 192V193H215ZM218 191V190H217ZM229 191V190H228ZM18 192V191H17ZM27 193V192H26ZM122 193V192H121ZM149 193V192H148ZM209 193V192H208ZM212 193V194H213ZM220 192H218V194H219ZM223 193V192H222ZM227 193V192H226ZM133 194V193H132ZM225 194V193H224ZM30 195V194H29ZM148 195V194H147ZM183 195V194H182ZM185 195V194H184ZM183 195V196H184ZM211 196H213V195H211ZM219 196V195H218ZM232 196V195H231ZM234 196V195H233ZM133 197V196H132ZM145 197V196H144ZM143 197V198H144ZM130 198V197H129ZM147 198H149V197H147ZM146 198V199H147ZM151 199H152V197H150ZM209 198H212V197H209ZM216 198V197H215ZM223 198V197H222ZM221 198V199H222ZM134 199V198H133ZM223 199H225V198H223ZM246 199V198H245ZM38 200V199H37ZM53 200V199H52ZM64 200H66V199H64ZM63 200V201H64ZM153 200V199H152ZM214 200V199H213ZM216 200H217V198H216ZM26 201V200H25ZM72 201V200H71ZM211 201V200H210ZM224 201V200H223ZM114 202V201H113ZM189 202H191V201H189ZM216 202V201H215ZM47 203V202H46ZM131 203V202H130ZM151 203V202H150ZM153 203H155V200H154V202ZM237 203H238V201H237ZM38 204V203H37ZM51 204V203H50ZM59 204V203H58ZM70 204V203H69ZM225 204V203H224ZM229 204V203H228ZM64 205V204H63ZM243 205H245V204H243ZM48 206V205H47ZM133 206V205H132ZM229 206V205H228ZM28 207V206H27ZM58 207V206H57ZM56 207V208H57ZM61 205H60V209H61ZM156 207V206H155ZM63 208H66V203H65V207H63ZM94 208V207H93ZM232 208H233V206H232ZM244 208V207H243ZM249 208V207H248ZM17 209H18V207H17ZM54 209H55V207H54ZM72 209V208H71ZM156 209H157V207H156ZM231 209V208H230ZM11 210H13V209H11ZM24 210V209H23ZM63 210V209H62ZM100 210V209H99ZM110 210V209H109ZM17 211V210H16ZM15 211V212H16ZM37 211V210H36ZM42 211V210H41ZM45 211V210H44ZM58 211V210H57ZM56 211V212H57ZM80 211V210H79ZM217 212H218V209L216 210ZM215 211V213H217ZM231 211V210H230ZM239 211V210H238ZM10 212V211H9ZM67 212V211H66ZM70 212H72V211H70ZM83 212V211H82ZM106 212V211H105ZM104 212V213H105ZM162 212V211H161ZM169 212V211H168ZM172 212V211H171ZM197 212H198V210H197ZM239 212H241V210L239 211ZM238 212V213H239ZM58 213V212H57ZM65 213V212H64ZM67 213H69V211L67 212ZM112 214V213H111ZM196 214H198V213H196ZM214 214V213H213ZM218 214V213H217ZM240 214V213H239ZM248 214H249V212H248ZM251 214V213H250ZM48 215V214H47ZM216 215V214H215ZM229 215V214H228ZM233 215V214H232ZM235 215H237V213L235 214ZM244 215V214H243ZM10 216V215H9ZM18 216V215H17ZM20 216V215H19ZM56 216V215H55ZM58 216V215H57ZM71 216H73V215H71ZM211 216V215H210ZM218 216H220V214L218 215ZM239 216V215H238ZM241 216H242V214H241ZM2 217V216H1ZM59 218L61 217V216H58ZM68 217V216H67ZM74 217V216H73ZM97 217V216H96ZM108 217H109V215H108ZM142 217V216H141ZM212 217V216H211ZM231 215H230V219H231ZM235 217H237V216H235ZM244 216H242L241 217V219L243 218ZM123 218V217H122ZM201 218H202V216H201ZM210 218V217H209ZM213 218V217H212ZM239 218V217H238ZM74 219V218H73ZM116 219V218H115ZM203 219V218H202ZM211 219V218H210ZM39 220H41V219H39ZM44 220V219H43ZM148 220L149 219H147L145 222L146 223H148ZM204 220V219H203ZM215 220V219H214ZM231 220H233V219H231ZM236 220V219H235ZM52 221H54V220H52ZM51 221V222H52ZM56 221V220H55ZM65 221V220H64ZM153 221V220H152ZM170 221V220H169ZM227 221V220H226ZM240 221V220H239ZM257 221V220H256ZM22 222V221H21ZM111 222V221H110ZM235 222V221H234ZM233 221H231V224L233 225V223H234ZM23 223V222H22ZM38 223V222H37ZM36 223V224H37ZM112 224V223H111ZM115 224H116V222H115ZM121 225H122V223H120ZM143 224V223H142ZM229 224V223H228ZM240 224V223H239ZM243 224H245V223H243ZM243 224L242 225H240V226H243ZM56 225V224H55ZM64 225V224H63ZM121 225H118V226H121ZM126 225V224H125ZM147 225V224H146ZM230 225V224H229ZM232 225H230V226H232ZM235 225V224H234ZM237 225V224H236ZM142 226V225H141ZM192 226V225H191ZM208 226V225H207ZM239 226V227H240ZM245 226V225H244ZM68 227H70V226H68ZM116 227V226H115ZM127 227V226H126ZM133 227V226H132ZM166 227H165V229H166ZM188 227V226H187ZM186 227V228H187ZM193 227V226H192ZM196 227H194V229L196 228ZM237 227H238V225H237ZM247 227V226H246ZM246 227H244V228H246ZM251 227V226H250ZM57 228V227H56ZM62 228V227H61ZM143 228V227H142ZM146 228V227H145ZM144 228V229H145ZM148 228V227H147ZM189 228V227H188ZM252 228V227H251ZM21 229V228H20ZM25 229V228H24ZM48 229V228H47ZM101 229V228H100ZM115 229H117V228H115ZM164 229V228H163ZM193 229V228H192ZM209 229V228H208ZM241 229V228H240ZM44 230H45V227H44ZM109 230H111V229H109ZM119 230V229H118ZM238 230V229H237ZM17 231V230H16ZM106 231V230H105ZM120 231V230H119ZM118 231V232H119ZM197 231V230H196ZM48 232V231H47ZM74 232V231H73ZM168 232V233H169ZM226 232V231H225ZM21 233H24V232H21ZM64 233V232H63ZM110 233V232H109ZM114 233H115V231H114ZM167 232L165 233V234H168ZM196 233V232H195ZM2 234V233H1ZM5 234V233H4ZM16 234V233H15ZM84 234V233H83ZM100 234V233H99ZM118 234H122V232H120V233H118ZM117 234V235H118ZM125 234V233H124ZM64 235V234H63ZM106 235V234H105ZM201 235V234H200ZM200 235H199V237H200ZM59 236H61V235H59ZM84 236H85V234H84ZM109 236V235H108ZM111 236H112V234H111ZM119 237H121L120 235H118ZM169 236V235H168ZM73 237V236H72ZM81 237V236H80ZM165 237V236H164ZM167 237V236H166ZM209 237V236H208ZM207 237V238H208ZM53 238V237H52ZM56 238V237H55ZM101 238V237H100ZM99 238V239H100ZM115 238V237H114ZM118 238V237H117ZM124 238H125V236H124ZM186 238V242L184 243H182L180 240H184ZM15 239V238H14ZM59 239V238H58ZM72 239V238H71ZM110 239V238H109ZM108 239V240H109ZM120 239V238H119ZM126 239V238H125ZM198 239V240H197ZM204 239V238H203ZM116 240V242H117V239H115ZM165 240V239H164ZM168 240V239H167ZM25 241V240H24ZM28 241V240H27ZM56 241H57V239H56ZM104 241V240H103ZM120 241V240H119ZM118 241V242H119ZM127 241V240H126ZM207 241H209V240H207ZM211 241V240H210ZM213 241V240H212ZM32 243H33V241H31ZM79 242V241H78ZM109 242V241H108ZM112 242V241H111ZM110 242V243H111ZM175 242V241H174ZM214 242V241H213ZM66 243V242H65ZM113 243V242H112ZM115 243V242H114ZM159 243H161V242H159ZM200 243H201V241H200ZM203 243H205V242H203ZM37 244V243H36ZM69 244V243H68ZM172 244H174V243H172ZM199 244V243H198ZM207 244V243H206ZM3 245V244H2ZM97 245V244H96ZM107 245V244H106ZM117 245H119V244H117ZM123 245H124V242H123ZM160 245V244H159ZM162 245V244H161ZM214 245V244H213ZM47 246V245H46ZM121 246H122V244H121ZM125 246H126V244H125ZM132 246V245H131ZM158 246V245H157ZM171 246V245H170ZM179 246V245H178ZM177 246V247H178ZM208 246H209V244H208ZM42 247V246H41ZM88 247V246H87ZM106 247V246H105ZM165 247V246H164ZM214 247V246H213ZM3 248H4V245H3ZM59 248V247H58ZM82 248V247H81ZM116 248H118V247H116ZM132 248V247H131ZM135 247L133 246V250H135L134 249ZM55 249V248H54ZM86 249V248H85ZM126 249V248H125ZM124 249V250H125ZM127 249H129V248H127ZM126 249V250H127ZM207 249H208V247H207ZM61 250V249H60ZM67 250V249H66ZM92 250H93V248H92ZM95 250V249H94ZM209 250V249H208ZM214 250V249H213ZM37 251H38V249H37ZM97 251V250H96ZM200 251V250H199ZM212 251V250H211ZM211 251H210V253H211ZM217 251V250H216ZM2 252H3V250H2ZM33 252V251H32ZM31 252V253H32ZM35 252V251H34ZM52 252V251H51ZM58 252V251H57ZM213 252V251H212ZM215 252V251H214ZM7 253V252H6ZM181 253V252H180ZM34 254V253H33ZM43 254H45V253H43ZM42 254V255H43ZM48 254V253H47ZM178 254V253H177ZM197 254V255H196ZM214 254V253H213ZM24 255H25V253H24ZM41 256V255H40ZM185 256V257H186ZM198 256V257H197ZM212 256V255H211ZM210 255H209V258L211 259L212 257H211ZM217 256V255H216ZM37 257H38V254H37ZM44 257H46V256H44ZM50 257V256H49ZM184 257V258H185ZM33 258V257H32ZM41 258V257H40ZM61 258V257H60ZM63 258V257H62ZM208 258V257H207ZM215 258V257H214ZM28 259H29V257H28ZM52 259V258H51ZM57 259V258H56ZM180 259V258H179ZM182 259V258H181ZM186 259V258H185ZM37 260V259H36ZM43 260V259H42ZM58 260V259H57ZM183 260V259H182ZM217 260V259H216ZM27 261V260H26ZM30 261V260H29ZM33 261V260H32ZM185 261V260H184ZM186 261H187V259H186ZM201 261V260H200ZM200 261H198V262H200ZM203 261V260H202ZM46 262V261H45ZM57 262V261H56ZM182 262V261H181ZM192 262H194L193 260H192ZM211 262V261H210ZM209 262V263H210ZM213 262V261H212ZM215 262V261H214ZM189 263V262H188ZM194 263H196V262H194ZM32 264V263H31ZM34 264V263H33ZM59 264H60V262H59ZM183 264V263H182ZM187 264V263H186ZM203 264H204V262H203Z\"/></svg>",
  "mask_w": 264,
  "mask_h": 264
}]
</instances>
